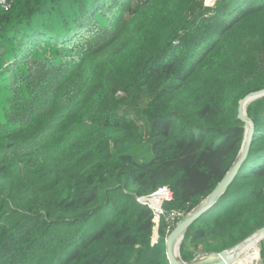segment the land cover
<instances>
[{
  "label": "trees",
  "instance_id": "16d2710c",
  "mask_svg": "<svg viewBox=\"0 0 264 264\" xmlns=\"http://www.w3.org/2000/svg\"><path fill=\"white\" fill-rule=\"evenodd\" d=\"M260 89L264 0L0 4V264H170V232L237 160L239 103ZM247 113L249 155L185 261L264 227V96ZM162 186L154 242L138 198Z\"/></svg>",
  "mask_w": 264,
  "mask_h": 264
},
{
  "label": "water",
  "instance_id": "95a60500",
  "mask_svg": "<svg viewBox=\"0 0 264 264\" xmlns=\"http://www.w3.org/2000/svg\"><path fill=\"white\" fill-rule=\"evenodd\" d=\"M262 96H264V89L253 91L240 101L238 117L245 123L246 133L239 156L233 166L220 181V183L215 187V189L209 194V196L190 213H188L182 220H180L175 228L170 232L166 240V253L170 264H235L240 259V257L235 255L230 256L231 252L248 244L249 241L255 236H259V238H261L260 240L264 238V227H262L235 246L220 252H212V254L206 253L194 258L192 261H185L180 254L181 243L190 226L219 201L221 196L228 190L234 181L241 165L248 157L255 134V123L247 113V106L252 101Z\"/></svg>",
  "mask_w": 264,
  "mask_h": 264
},
{
  "label": "built area",
  "instance_id": "2783aa9c",
  "mask_svg": "<svg viewBox=\"0 0 264 264\" xmlns=\"http://www.w3.org/2000/svg\"><path fill=\"white\" fill-rule=\"evenodd\" d=\"M11 0H0V4L6 9L10 7ZM173 198V192L172 190L167 186L160 187L157 191L154 193L142 196L138 198V201L143 204L149 206L154 214V222L156 224V227L159 228L161 217L166 214L165 210V203L170 201ZM180 215L179 213H173L172 216ZM155 233V232H154ZM154 242H156L153 239Z\"/></svg>",
  "mask_w": 264,
  "mask_h": 264
},
{
  "label": "bare ground",
  "instance_id": "6f19581e",
  "mask_svg": "<svg viewBox=\"0 0 264 264\" xmlns=\"http://www.w3.org/2000/svg\"><path fill=\"white\" fill-rule=\"evenodd\" d=\"M261 238H259V236H255L253 239H251L249 241L248 244L240 247L239 249L237 250H234L233 252L230 253V256H239L240 259L237 261V263L239 262H244L245 264H253L256 259L259 257V256H256L258 255L257 253V249L255 248L256 246H258V242L260 241ZM251 250H255L254 252V256H252V253H250ZM235 263V264H237Z\"/></svg>",
  "mask_w": 264,
  "mask_h": 264
},
{
  "label": "rangeland",
  "instance_id": "374dc122",
  "mask_svg": "<svg viewBox=\"0 0 264 264\" xmlns=\"http://www.w3.org/2000/svg\"><path fill=\"white\" fill-rule=\"evenodd\" d=\"M217 0H206V5L207 6H213L214 4H215V2H216ZM160 238V233H159V228H157L156 226H155V233H154V235H153V239L155 240V241H158V239ZM261 241V240H260ZM258 242V246H256L255 248L257 249L256 251H257V253H258V255H256V256H259L257 259H256V261H259L261 258H262V256H263V252H262V241L261 242ZM254 252H255V250H251L250 251V253H252V256H254ZM206 253H210V254H212V252H205V253H200V254H198L197 255V257L198 256H201V255H204V254H206ZM256 261L253 263V264H255L256 263ZM237 264H245L244 262H239V263H237Z\"/></svg>",
  "mask_w": 264,
  "mask_h": 264
},
{
  "label": "crops",
  "instance_id": "0c3cea01",
  "mask_svg": "<svg viewBox=\"0 0 264 264\" xmlns=\"http://www.w3.org/2000/svg\"><path fill=\"white\" fill-rule=\"evenodd\" d=\"M261 241H262V252H263V256H262V258L259 261H256L255 264H264V238Z\"/></svg>",
  "mask_w": 264,
  "mask_h": 264
}]
</instances>
